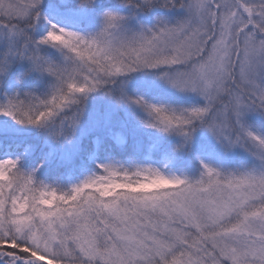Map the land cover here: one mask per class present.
I'll use <instances>...</instances> for the list:
<instances>
[{"label": "snow or ice", "instance_id": "obj_1", "mask_svg": "<svg viewBox=\"0 0 264 264\" xmlns=\"http://www.w3.org/2000/svg\"><path fill=\"white\" fill-rule=\"evenodd\" d=\"M0 264H264V0H0Z\"/></svg>", "mask_w": 264, "mask_h": 264}, {"label": "rangeland", "instance_id": "obj_2", "mask_svg": "<svg viewBox=\"0 0 264 264\" xmlns=\"http://www.w3.org/2000/svg\"><path fill=\"white\" fill-rule=\"evenodd\" d=\"M94 103H100V104H103V103H104V101H103V100H100V99L98 98V100H97V101H95ZM215 162H216V163H219L220 161H218V160H215Z\"/></svg>", "mask_w": 264, "mask_h": 264}, {"label": "trees", "instance_id": "obj_3", "mask_svg": "<svg viewBox=\"0 0 264 264\" xmlns=\"http://www.w3.org/2000/svg\"><path fill=\"white\" fill-rule=\"evenodd\" d=\"M113 130L118 132L119 131V127H116ZM117 158H119V157H117ZM213 162L216 163L215 160Z\"/></svg>", "mask_w": 264, "mask_h": 264}]
</instances>
